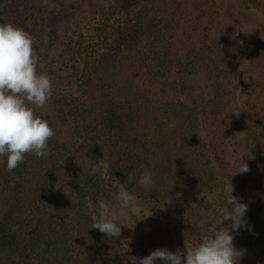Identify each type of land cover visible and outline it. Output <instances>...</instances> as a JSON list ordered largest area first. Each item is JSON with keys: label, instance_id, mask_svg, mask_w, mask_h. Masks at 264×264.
<instances>
[{"label": "trees", "instance_id": "trees-1", "mask_svg": "<svg viewBox=\"0 0 264 264\" xmlns=\"http://www.w3.org/2000/svg\"><path fill=\"white\" fill-rule=\"evenodd\" d=\"M9 1L0 0V8ZM51 1L58 10L65 5ZM85 1L83 14L109 3ZM23 7L13 24L31 35L34 52L45 42L60 54L78 124L67 138L49 140L48 156L26 154L7 171L0 264H136L157 248L173 252L177 238L195 245L211 234L203 206L220 221L226 182L248 207L249 199L260 201L254 191L264 186V0H122L102 25V17L76 16L73 28L59 31L47 28L55 18L45 19L44 9ZM86 27L101 28L88 47L77 34ZM241 68L247 96L239 95ZM108 135L116 148L106 154ZM238 135L242 156L231 142ZM244 162L249 171L232 176ZM145 171L152 173L149 188L137 183ZM119 184L146 205L142 241L91 228L97 200L116 202ZM260 214L257 208L250 215L257 221L256 264H264Z\"/></svg>", "mask_w": 264, "mask_h": 264}, {"label": "clouds", "instance_id": "clouds-1", "mask_svg": "<svg viewBox=\"0 0 264 264\" xmlns=\"http://www.w3.org/2000/svg\"><path fill=\"white\" fill-rule=\"evenodd\" d=\"M32 44L31 35L24 29L11 22L0 23V156L7 157L9 172L24 162L26 154H34L37 158L48 156L49 140L55 135L49 121L36 113V109H43L47 104L53 85L46 71H37L42 65H39ZM100 167L97 164L93 171ZM248 171L249 165L244 162L232 176ZM137 183L149 188L153 184L152 173L145 171ZM222 191L226 207L215 231L203 235L195 245L185 240L183 253L157 248L139 258L137 264H156L157 261L163 264H238L244 250L234 245V233L242 227L252 230L245 217L248 204L233 195L232 182H226ZM115 199V208L98 199V211L92 216L91 228L109 238L119 237L120 224H124L120 218H128L135 212V197L123 184L117 185ZM225 221L229 224L225 225ZM203 223L201 221V225Z\"/></svg>", "mask_w": 264, "mask_h": 264}, {"label": "rangeland", "instance_id": "rangeland-1", "mask_svg": "<svg viewBox=\"0 0 264 264\" xmlns=\"http://www.w3.org/2000/svg\"><path fill=\"white\" fill-rule=\"evenodd\" d=\"M63 1L66 5V8L71 7V4H72V7H71L72 9H66L65 5H64V7H59V10H58L57 9L58 5L56 6L55 2L51 1L50 6H49V5H47V0H13L11 2L10 1L5 2L2 5V7L0 8V17L1 18L5 17L4 21L2 20L3 23L4 22L13 23L15 21V16H16V18L20 16L19 19L23 17V13L25 12V11H23V9L26 8L23 6L26 4L27 6H30L32 11H35L34 9H36V8L38 10L40 8L44 9V11H41L40 13H42L45 16V19L51 20V19L55 18L52 21L44 20V21L48 22L47 28L51 27L53 30L59 31V28H61L63 25H65L63 28H66V29H67V27L73 28V26H75V18L74 17H76V16H77V19L81 18V16H84L85 18H87L88 16H92L95 18V20H96V16L102 17L99 24H98V25H102L105 22V20L108 18L105 16H111V14H112V16L116 15V13L118 11L117 6L119 4V1H122V0H109V3H106V5L104 7H102L101 9H97V10H99L98 12H96L95 10L90 11V9L87 8L86 10H89L88 11L89 13H84V14H83V11H80L81 9L79 6L82 7L83 4L86 2L85 0H63ZM87 1H90V0H87ZM44 3H45V5H44ZM37 4L40 5V8ZM224 11H225V14L227 17L231 16V12L227 8V5L224 6ZM258 16L259 15L257 14V17ZM260 16H261V14H260ZM66 20H68V21H66ZM95 20H94V22H95ZM2 21H0V23H2ZM256 21H258V22H255V23L263 22V20H259V18H257ZM57 26H59L58 29H57ZM96 30L101 31V28L95 27L92 31H88V27H86L85 29H81V31L77 33V34H79V37L83 41L82 46L88 47L89 44H92V45L95 44V40L92 37V32H94ZM74 31L75 30H73V32ZM113 31H115V30H110L111 33H108V34L109 35L110 34L116 35V33L115 34L112 33ZM117 36L118 35H116V37ZM55 44H56V42H55ZM89 49H91V48H89ZM35 54L38 57L39 65H42V68L40 66H38L37 71L38 72L46 71L47 74L50 76L51 82L53 85V92H52L51 96L49 97L47 104L45 105V107L43 109H39V108L36 109V113H37V115L42 116L43 118H45L49 121L50 126L55 130V135H54L55 138H63V139L67 138V136L69 134V131H68V133H66L67 129L69 128V130H71L75 126V124L76 125L78 124V123H75V121L73 119V115H72V113H74L76 111V109L73 108V102L75 103V101L70 98V95H69L70 93L68 91V86H67V84H68V78H67L68 69L66 67L64 70L62 68V66L60 67L58 65L56 60L59 59L60 54L58 52H55L52 48L49 49L48 45L45 42L39 46V48L35 52ZM246 61H248V58L245 60V62ZM243 71L244 70L241 68L240 72H239L240 73L239 77L241 78V89L239 90V95L240 96H247L250 88L248 87V83H247V79H246L247 74ZM235 108L237 110L234 111V114H235L236 118L240 119V112H239L237 107H235ZM70 127H72V128H70ZM237 127H238V125H237ZM237 133L240 134L239 131L233 132L231 134H237ZM108 136H110V137H106V141L104 142V148L106 149L104 151L106 154L108 152H110L109 150L112 147H114L113 149L116 148V145L113 146V144H114L113 136L114 135H108ZM100 137H102V136H100ZM240 137L241 136L238 135V137H236V140L231 141L232 146L234 148H236L239 152V154H237V156H239V155L242 156V154H244V152H245L244 149L243 150L241 149L244 147V145L240 144ZM226 138H228V137H226ZM124 147L126 148L127 146L125 145ZM235 158H237V157H235ZM6 166H7V157L6 156H0V192H1L0 198L1 199L3 198V194L6 190L4 187L8 186V184H6L4 182V181L8 182V176H9V175H7ZM32 167H38V164L32 163ZM249 168H250V165H249ZM254 193L258 195V198L260 197L259 198L260 201L258 202V200H257L254 203L252 201V199H249V201L252 202V205L250 207H248V210H247L249 217L246 216V220L248 221L252 230L249 231V230H246L242 227L238 233H234V241H233L234 245L236 246L237 249L244 250V255L238 261V264H256L257 258H259L258 254H257L259 251L257 250V247L255 246L256 245L255 242L253 241V234H254V229H256V227H257V221H256V219H254L252 217L250 218V215L252 214V212L257 211V208H258L259 210H261V214H260L261 218L264 219V186H263V184H261L259 187V190L254 191ZM203 201L205 204H209L211 202L209 198H207ZM109 205L111 208H115L116 202L114 201L113 203H109ZM134 205H135V212L130 213L128 218H120L121 221L126 225L120 224L121 235L119 237L123 238V240L135 239L139 242V241H142L143 237H144L143 233L145 230H144V227L142 224H148L149 220H148V218L144 219L141 216L142 215V208H145V206H146L142 202V200L135 198ZM3 206H5V204ZM207 207L208 206H203L202 215L206 219V221L208 222V224L210 226L209 230H212V232H213V231H215L214 227L216 226L217 223H219V220H217V218L214 217L212 209H209ZM140 218H142V219H140ZM211 223H213V224H211ZM172 242L174 245L173 246L174 247L173 252H176L179 250L181 253H183L185 251V240H183L182 238H177ZM188 244H190V243H188ZM191 245H193V244H191ZM260 257H261V255H260ZM184 259H186V257H184ZM136 264H137V262H136Z\"/></svg>", "mask_w": 264, "mask_h": 264}]
</instances>
